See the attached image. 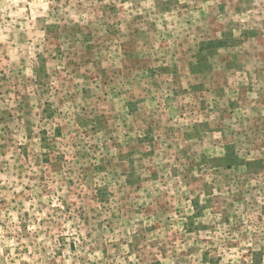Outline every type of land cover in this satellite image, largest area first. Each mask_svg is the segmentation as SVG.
I'll return each instance as SVG.
<instances>
[{"label":"rangeland","instance_id":"obj_1","mask_svg":"<svg viewBox=\"0 0 264 264\" xmlns=\"http://www.w3.org/2000/svg\"><path fill=\"white\" fill-rule=\"evenodd\" d=\"M0 264H264V0H0Z\"/></svg>","mask_w":264,"mask_h":264}]
</instances>
